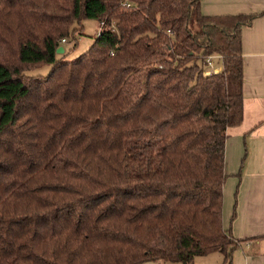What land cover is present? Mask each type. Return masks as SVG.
I'll return each instance as SVG.
<instances>
[{
	"label": "trees",
	"instance_id": "obj_1",
	"mask_svg": "<svg viewBox=\"0 0 264 264\" xmlns=\"http://www.w3.org/2000/svg\"><path fill=\"white\" fill-rule=\"evenodd\" d=\"M201 1L0 0V264H233L258 239L223 208L242 33L264 13ZM88 19L104 23L92 46L58 58Z\"/></svg>",
	"mask_w": 264,
	"mask_h": 264
},
{
	"label": "crops",
	"instance_id": "obj_2",
	"mask_svg": "<svg viewBox=\"0 0 264 264\" xmlns=\"http://www.w3.org/2000/svg\"><path fill=\"white\" fill-rule=\"evenodd\" d=\"M201 11L213 17L262 14L264 0H202ZM242 43L244 119L228 131L223 221L237 239L258 238L235 252L233 264H264V16L243 30Z\"/></svg>",
	"mask_w": 264,
	"mask_h": 264
},
{
	"label": "rangeland",
	"instance_id": "obj_3",
	"mask_svg": "<svg viewBox=\"0 0 264 264\" xmlns=\"http://www.w3.org/2000/svg\"><path fill=\"white\" fill-rule=\"evenodd\" d=\"M82 26L77 29V33H75L74 37H71L70 39H68L67 43L62 44V48L65 50V54L63 53L58 54V58H61V56L64 55L63 56L64 59L68 61L77 59L82 54H84L86 51H88V49L92 46L97 34L100 31L101 24H99V22L96 20L88 19L82 22ZM82 32L83 34H81ZM210 57H208L207 60ZM50 71H51V65L36 66V67L29 68V70L26 71V75L45 76V75H48ZM243 249H245V247H242V249H239L237 251L242 252ZM234 255H233V258H234ZM223 263H224V256L221 253H213L207 256L197 257L194 262V264H223ZM162 264H181V263L166 262Z\"/></svg>",
	"mask_w": 264,
	"mask_h": 264
},
{
	"label": "built area",
	"instance_id": "obj_4",
	"mask_svg": "<svg viewBox=\"0 0 264 264\" xmlns=\"http://www.w3.org/2000/svg\"><path fill=\"white\" fill-rule=\"evenodd\" d=\"M103 25L104 23L101 24V27H103ZM61 43L65 44L67 43V40L63 39ZM219 60H220L219 56H212L207 60L206 70H205L206 75L210 76V75H217L221 73L222 67L220 65Z\"/></svg>",
	"mask_w": 264,
	"mask_h": 264
},
{
	"label": "water",
	"instance_id": "obj_5",
	"mask_svg": "<svg viewBox=\"0 0 264 264\" xmlns=\"http://www.w3.org/2000/svg\"><path fill=\"white\" fill-rule=\"evenodd\" d=\"M57 53H58V54H62V53H64V49H63L62 47L59 48L58 51H57Z\"/></svg>",
	"mask_w": 264,
	"mask_h": 264
}]
</instances>
